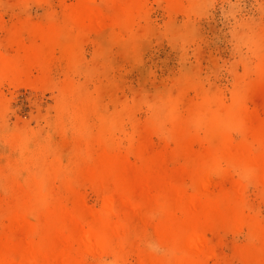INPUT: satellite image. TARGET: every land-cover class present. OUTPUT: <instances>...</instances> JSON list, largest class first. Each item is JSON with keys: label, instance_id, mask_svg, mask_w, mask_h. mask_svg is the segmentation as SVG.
<instances>
[{"label": "bare ground", "instance_id": "1", "mask_svg": "<svg viewBox=\"0 0 264 264\" xmlns=\"http://www.w3.org/2000/svg\"><path fill=\"white\" fill-rule=\"evenodd\" d=\"M143 1L80 0L69 11L67 30L25 25L22 33L28 34L30 44L22 45L16 57L2 53L0 45V80H29L33 70L40 73L38 82L45 80L56 53L78 60L70 56L72 48L83 44L106 16L111 19L109 28L136 29L145 18ZM156 1L170 10L181 9L182 0ZM72 33L75 42L68 38ZM71 91L67 85V98ZM168 109L159 118L168 123L167 133L178 144L177 150L169 156H148V138L151 130L158 131L156 127L151 125L150 130L132 121L131 143L124 153L113 133L123 130L130 111L125 108L101 118L99 131L93 135L87 132V115L92 110L82 107L75 120L76 134L82 139L74 151V157L82 160L71 170L74 182L67 186L58 161H48L43 152L28 156L31 144L27 138L12 136L9 142L21 158L7 167L10 176L0 167L4 194L0 199V264H89V260L105 257L123 262L128 255L139 256L140 264H208L217 258L209 234L244 230L255 246L242 256L260 264L264 259V225L243 213L242 184L264 186V119L217 99L186 107L187 118L181 121L177 107ZM233 133L238 134L239 142H234ZM196 144L203 146L199 154L190 153L179 168H168L177 167L169 157ZM131 158L144 167H133ZM232 172L239 174L241 184L212 193V177L227 179ZM56 182L66 191H58ZM76 184L93 188L102 199L101 216L88 213L85 196ZM70 203L73 209H69ZM120 212L125 214L124 222ZM143 212L157 218L155 237L172 251L169 259L144 258L137 249L139 239L129 235V225Z\"/></svg>", "mask_w": 264, "mask_h": 264}, {"label": "rangeland", "instance_id": "2", "mask_svg": "<svg viewBox=\"0 0 264 264\" xmlns=\"http://www.w3.org/2000/svg\"><path fill=\"white\" fill-rule=\"evenodd\" d=\"M79 1L0 0L1 52L16 57L22 45L30 44L28 34L22 33L27 24L67 30L69 11ZM144 1L145 18L136 29L109 28L111 19L106 16L83 44L72 48L70 56L78 60L56 53L45 80L38 82V70L31 72L29 80H0V167L5 176H10L8 166L21 158L10 138L21 135L31 144L28 156L43 152L48 161H58L68 183L65 186L72 184L71 170L82 160L74 157L78 139H82L76 134L82 107L92 110L87 115V132L93 135L99 131L101 118L125 108L130 111L123 130L113 133L124 153L130 147L132 121L149 129L156 127L158 131L150 129L148 156H169L177 150L178 144L167 133L168 123L159 118L170 107L178 108L181 121L187 118L186 107L217 99L264 119V0H182L176 11L163 2ZM68 38L75 42V34ZM67 85L72 90L69 98ZM232 139L240 141L237 133ZM202 147L196 144L169 157L177 167L168 168H179L190 153L199 154ZM131 163L138 169L144 167L134 158ZM241 182L236 172L227 179L212 177L211 191H229ZM55 185L58 191H66L61 182ZM242 185L243 213L264 225V186ZM75 186L85 196L88 213L101 216L103 201L94 189ZM3 195L0 186V199ZM68 206L73 209L71 203ZM120 220L124 222V212ZM156 224V217L139 213L129 225V235L139 239L137 249L144 258L169 259L172 251L157 241ZM249 237L247 230L209 234L217 258L208 264H255L242 256L255 246ZM125 259L117 262L105 257L89 260V264H140L139 256Z\"/></svg>", "mask_w": 264, "mask_h": 264}]
</instances>
